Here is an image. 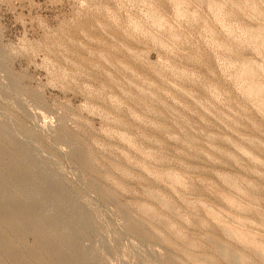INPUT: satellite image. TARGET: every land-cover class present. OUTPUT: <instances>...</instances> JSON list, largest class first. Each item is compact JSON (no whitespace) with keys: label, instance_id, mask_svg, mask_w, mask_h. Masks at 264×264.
<instances>
[{"label":"rangeland","instance_id":"374dc122","mask_svg":"<svg viewBox=\"0 0 264 264\" xmlns=\"http://www.w3.org/2000/svg\"><path fill=\"white\" fill-rule=\"evenodd\" d=\"M182 1L178 16L174 0H0L3 249L15 231L33 264L42 241L69 264H264L208 215L264 235V115L238 81L245 63L264 66V47L241 39L264 19L227 5L219 20V0ZM226 196L256 199L261 214Z\"/></svg>","mask_w":264,"mask_h":264},{"label":"bare ground","instance_id":"6f19581e","mask_svg":"<svg viewBox=\"0 0 264 264\" xmlns=\"http://www.w3.org/2000/svg\"><path fill=\"white\" fill-rule=\"evenodd\" d=\"M174 3H175V7H176V14L178 16H181V15H184L186 12L184 10V3L182 0H174ZM227 5H231L233 7H235L236 9L238 8L239 10H242V11H247L249 9H252L253 10V14L255 16H258L261 18L264 19V11L261 10L258 5H257V0H245V2H240V1H236V0H219L217 1V3H215L213 5V11H214V14L216 16V18H218L219 20H222L224 19V16L227 15V11H226V7ZM152 15V14H151ZM191 18H197V14H193L191 16ZM257 18V17H256ZM245 19V18H244ZM258 19V18H257ZM155 22L158 24V25H163V19H161L159 16H155ZM231 30V29H230ZM232 31V30H231ZM233 33V32H232ZM241 39L246 42L249 46H254V47H264V26L263 25H259L257 26L256 28H245L242 30L241 32ZM234 44V43H233ZM185 48V47H184ZM187 48V47H186ZM188 49V48H187ZM186 50V49H185ZM124 52V51H123ZM126 52V51H125ZM126 55V54H125ZM131 55V54H130ZM245 55V54H244ZM118 56V55H117ZM102 60V59H101ZM143 63V62H142ZM245 66H243L241 72L239 73L238 75V81H240L242 83V89L243 91L251 98L255 99L256 100V105L258 107V109L260 110V112L264 115V81H262L261 79V76L263 75L264 77V66H258V64H255V63H245L244 64ZM261 73V74H260ZM179 93V92H178ZM197 106V105H196ZM122 138L125 139V140H128V138L125 136V135H122ZM240 150H242L243 153H248L244 148H241ZM107 151V150H106ZM4 156V155H3ZM7 156V155H5ZM248 156L250 157V159L252 160H256L255 158H253L249 153H248ZM228 157L232 160H236L237 156L234 155V154H229ZM6 158V157H5ZM14 163V162H13ZM14 164H12L13 166ZM17 166V164H15ZM20 165V168L22 167L21 165L22 164H19ZM18 165V166H19ZM15 166V167H16ZM28 166V165H27ZM13 167V170L14 168ZM25 168V167H24ZM24 168H22L24 170ZM10 169H11V164H10ZM18 169V168H17ZM16 169V170H17ZM12 170V169H11ZM11 171L12 173L14 171ZM21 170V169H20ZM19 170V171H20ZM27 170V169H26ZM29 170V169H28ZM22 171V170H21ZM18 172V171H17ZM143 172V171H142ZM20 172L16 173L19 174ZM145 173V172H144ZM25 174V173H23ZM22 172H21V177H22ZM164 174H161V173H156L155 174V177L157 179H160L163 177ZM166 176L170 179H172L173 181H175L176 183H179V184H185L184 180L177 176L176 174L172 173V172H166ZM220 176L221 177H224L230 184L232 187H234L235 189H240L239 185L235 182V181H232L226 174H223V173H220ZM25 178V177H24ZM21 179V178H20ZM22 181V180H20ZM4 191V190H3ZM30 194V193H29ZM6 196V194L3 192V196ZM8 195V194H7ZM154 195L155 197H157V199H159L160 201H163V199L161 198V196L159 195H156V194H152ZM10 196V195H8ZM33 195H31L32 197ZM1 197V196H0ZM34 197V196H33ZM7 198H10V197H7ZM29 198V197H28ZM6 199V198H5ZM12 199L13 201V196L10 198ZM226 201L228 202L229 206L235 210L236 212L238 213H243V212H254V213H258V214H261V211L255 206V202H256V199L254 198H250V203L249 205H246L245 203L239 201L238 199L236 198H233V197H230V196H226L225 197ZM8 200V199H6ZM3 201V200H2ZM5 201V200H4ZM15 201V200H14ZM13 201V202H14ZM30 201V200H29ZM167 201V200H166ZM164 202L165 204L169 205L168 201L167 202ZM9 202V201H8ZM11 202V201H10ZM16 202V201H15ZM7 203V202H5ZM12 203V202H11ZM10 203V204H11ZM29 203V202H28ZM23 204V203H22ZM21 204V205H22ZM13 205V203L11 204ZM16 205V204H15ZM26 205V204H25ZM31 205V204H30ZM257 205V204H256ZM3 206V205H2ZM6 206V205H5ZM4 206V207H5ZM28 206V205H27ZM12 207V206H11ZM17 208H19L17 206ZM16 208V209H17ZM154 208V207H153ZM152 207L150 206H147V205H144L143 206V209L148 212L149 214H152V215H155V212L153 210ZM192 209L193 206H191ZM4 209V208H2ZM0 211V215L3 217H6L5 215H9V214H6L4 212V210ZM7 209V207L5 208V210ZM13 209V207H12ZM22 209H23V206H22ZM26 209V207H25ZM18 210V209H17ZM15 211V209H14ZM24 212V211H23ZM33 212V211H32ZM22 213V212H21ZM21 213L19 215H21ZM31 214V213H30ZM28 214V215H30ZM11 215V213H10ZM9 215V217H10ZM26 217V219H28L29 217ZM32 215V214H31ZM35 215V214H33ZM208 215L211 217V219H213V222H215V224L220 227L228 236H230L231 238L237 240L238 242L244 244L246 247L252 249L253 251L257 252L263 259H264V235L262 232L259 231V234L258 233H253L252 231V228L253 227L252 225L250 224H244L242 223V217L241 216H234V222L235 223H228L227 221L224 220V212L222 211H213V210H208ZM12 216V215H11ZM24 216V214H23ZM22 216V217H23ZM26 216V215H25ZM24 216V217H25ZM34 217V216H33ZM161 217V216H159ZM7 218V217H6ZM31 218V217H30ZM5 219V218H4ZM36 219V218H35ZM34 219V220H35ZM2 220V219H1ZM13 219L11 218V221ZM22 220V219H20ZM25 220V218H24ZM23 220V221H24ZM30 220V219H29ZM160 220L165 224V226H167L168 228L172 229V230H176L175 229V225L170 221V220H166V219H163L162 217L160 218ZM14 221V220H13ZM27 221V220H26ZM2 222V221H1ZM25 222V221H24ZM28 222V221H27ZM26 222V223H27ZM33 222V221H32ZM37 222V221H36ZM3 223V222H2ZM6 223H7V220H6ZM11 223V222H10ZM25 223V224H26ZM203 223V222H201ZM4 224V223H3ZM14 224V223H13ZM31 225V224H30ZM6 226V225H5ZM14 226V225H12ZM11 226H9L10 228ZM26 227V226H25ZM34 227V226H33ZM7 228H8V225H7ZM28 228V227H27ZM26 228V229H27ZM32 228V226H31ZM39 228V226H38ZM16 229V228H15ZM14 229V230H15ZM34 228H32V231H33ZM44 229V228H43ZM9 230V229H8ZM23 230V229H22ZM29 230V229H28ZM36 230H40V229H37ZM11 231V230H10ZM35 231V229H34ZM36 231V232H37ZM261 231H264V230H261ZM52 232V231H51ZM17 232H13V234ZM22 233V232H21ZM32 233V232H31ZM40 233V232H39ZM15 234V236H16ZM42 234V233H40ZM46 234V233H44ZM177 234L178 235H181L182 233L180 231H177ZM35 235V234H34ZM14 236V238H15ZM39 236V235H38ZM37 236V237H38ZM43 236V234H42ZM21 237V236H20ZM47 237H50V236H47ZM46 237V238H47ZM6 238V237H5ZM13 236H10L9 238L7 237L6 239V242H7V250L3 249L1 246H0V264H33L34 260L31 261L30 257L27 256V254L29 253V251L27 253H23L20 252L19 248L15 249L16 247L14 246V244H12V240L14 239ZM41 238V236L39 237ZM38 238V239H39ZM16 239V238H15ZM19 239V238H18ZM43 239V237H42ZM17 240V239H16ZM46 240V239H45ZM50 240V239H49ZM40 240H38L37 244L39 243ZM14 242V240H13ZM51 242V241H50ZM53 242V241H52ZM12 245L15 247L13 248ZM36 245L33 246V248H35ZM27 247V246H26ZM25 247V248H26ZM69 247V246H68ZM6 248V247H5ZM22 248V247H21ZM31 248V247H30ZM55 248V247H54ZM57 248H59V246H57ZM74 248V247H73ZM53 246L52 244H49V242H46V241H42L41 242V254H40V251L37 253L33 250H31L30 252V256L31 254H33L32 256L34 258L32 259H35L38 257V260L41 259V262L42 264H69L68 262L64 261L63 259L61 260V257H58V256H54V252L53 250L55 251L56 249H53ZM61 249V248H60ZM59 249V250H60ZM25 250V249H24ZM30 250V249H29ZM39 250V249H37ZM63 250H65V248H63ZM191 250V249H190ZM76 251V250H75ZM60 252V251H59ZM63 252V251H62ZM184 252V251H183ZM4 253L8 256L7 260L9 262H5V260L3 259L4 258ZM74 253V251H73ZM221 253L224 254L228 259H231L232 261L236 262V263H246L247 262V258L245 256H243V254H240V253H235V252H232V251H229L223 247H221ZM35 254V255H34ZM58 254V252H57ZM56 254V255H57ZM69 254V253H68ZM44 255V256H43ZM46 255V256H45ZM65 255V254H63ZM3 256V257H2ZM53 257L56 262L52 259H48V258H45V257ZM74 256V255H73ZM82 256V255H81ZM49 257V258H50ZM72 257V256H71ZM65 258V257H63ZM83 258V257H82ZM73 259V258H72ZM80 259V257H79ZM74 260V259H73ZM85 260V259H84ZM207 261H214V258L211 257V256H207L206 258ZM40 261V260H39ZM38 261V262H39ZM37 262V263H38ZM84 262V261H83ZM73 263V262H72ZM41 264V263H40ZM71 264V263H70ZM79 264V263H78ZM83 264V263H82Z\"/></svg>","mask_w":264,"mask_h":264}]
</instances>
